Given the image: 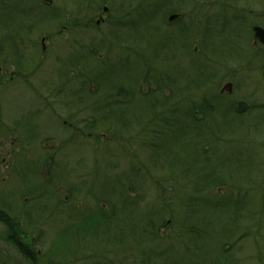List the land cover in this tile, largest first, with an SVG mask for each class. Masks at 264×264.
I'll return each instance as SVG.
<instances>
[{
    "label": "rangeland",
    "instance_id": "374dc122",
    "mask_svg": "<svg viewBox=\"0 0 264 264\" xmlns=\"http://www.w3.org/2000/svg\"><path fill=\"white\" fill-rule=\"evenodd\" d=\"M153 2L43 0L37 6L36 0H0V205L8 210L3 217L20 225L14 227L16 246L5 240L0 222V264H161L157 255L165 249L171 264H191L195 256L213 264H264V47L253 44L249 29L264 27V0H160L161 11L146 23L135 11L139 3ZM45 9L54 14L46 17ZM171 13L179 19L168 23ZM201 18L206 25L194 27ZM10 35L20 46L16 51L6 41ZM76 58L77 67L67 68ZM147 68L152 82L145 80ZM77 73L84 80L70 81ZM115 78L127 81L110 90L115 99L144 97L137 113L151 116L165 100L158 113L167 118L162 121L169 131L163 129L154 147L144 144V152L138 128L124 134L126 147L104 148L115 127L96 135L105 141L96 148L102 153L91 151L95 142L85 148L70 144L54 159L60 148L54 139L65 141L73 132L66 135L62 123L76 119L68 117L65 102L78 101L81 93L94 95L98 108L104 107L107 101L90 85L100 80L99 91L106 93ZM154 80L168 86L146 97ZM228 82L231 91L220 96ZM206 92L228 103L243 98L251 107L243 116L211 112L204 123L205 116L187 109L192 94ZM200 98L194 99L197 105ZM127 119L134 127V117ZM189 120L202 122L191 126ZM26 132L42 135L29 145ZM51 132L55 136L44 134ZM38 155L47 158L41 163ZM110 160H117L114 169L108 168ZM119 172L134 178L126 184ZM55 173L60 182L49 177ZM108 176L117 179L114 192ZM205 185L225 196L211 199ZM189 226L199 235L188 234Z\"/></svg>",
    "mask_w": 264,
    "mask_h": 264
},
{
    "label": "flooded vegetation",
    "instance_id": "af4514ba",
    "mask_svg": "<svg viewBox=\"0 0 264 264\" xmlns=\"http://www.w3.org/2000/svg\"><path fill=\"white\" fill-rule=\"evenodd\" d=\"M102 20H100L101 22ZM99 22V23H100ZM98 22H96V24H99ZM256 24H251V26L249 27V29L251 30V33H252V37H253V27L255 26ZM248 24L246 25V28L248 29ZM264 28V27H262ZM248 29V30H249ZM114 33V32H113ZM118 36V35H116ZM94 40V39H93ZM119 40L121 42H124V43H127V39H123V38H119ZM98 43V40H94L93 42H96ZM92 42V45H94V43ZM253 44H256L260 47H264V44H261L258 40H256L254 37H253ZM100 46V45H98ZM98 46H95V47H98ZM118 47L120 46H115L116 49H119ZM127 46L121 48L122 49H125V51H127L128 49ZM245 48V47H244ZM42 49H44V45H42ZM16 63V62H15ZM23 67V65H22ZM34 69V68H33ZM30 70V69H29ZM28 70V71H29ZM25 74H28V72H24L22 73L23 75V78H25ZM81 76V73H77L76 76L72 77V80L77 77V80L80 79ZM22 78V77H21ZM202 78V77H201ZM20 78H18L17 80H19ZM212 79V78H210ZM80 80H78L79 82ZM206 80H204L203 82H205ZM231 84V83H230ZM231 86L232 84L230 85V87H227V88H223L222 90H220L219 92V95L221 96L222 94H224L223 92L224 91H228L230 92L231 91ZM208 88V87H207ZM205 89V88H204ZM40 96H42L43 94L42 93H39ZM57 94H60V93H57ZM49 95V94H48ZM97 97L98 94H96ZM196 96H201L200 98V102H199V105H197L195 103V98ZM87 98L85 94H81L80 93V96L78 98V101L72 99L67 102H65V106L67 107V110L65 111L67 114H68V117H73V118H76V119H69V120H66L62 123L64 129L65 130V133L66 134H69L68 133V130L70 128L73 129V132L70 133L67 137V139L65 141H62L61 139L60 140H55L57 142L60 143V147L64 146V145H73L74 147H77V146H82L84 145L85 143H88L89 141H86L85 142V127L84 125H86L90 120L88 119H82V118H77L81 115H87V116H97L102 113V114H108V115H104V116H109L110 117V122L113 124V128H115V122H116V118L118 116H130L132 114V102H133V99L131 98V96H121L120 99H115V96H113L112 100H111V104L112 106H110L109 109H101V108H95L96 106H98V99L95 98L94 95H89V98ZM224 102L222 97L219 98L217 97L214 93H202V94H199V95H196V94H192V96L190 97V101H191V108L193 109L192 110V113L196 116L197 114L200 115V116H205L206 118L205 119H202L204 121V123L207 122L208 118H209V113L211 112H219L220 109H223V110H227L229 111L230 113H233L234 115H237V116H243L245 115L248 111H246L247 109L249 110V108L251 107L250 104L246 101V99H237V100H232L230 101L229 103L227 102V98L224 97ZM36 99V98H35ZM89 100V104L87 105V101ZM101 100V99H99ZM219 100V102L216 103V101ZM201 101L205 104H200ZM210 101H214V103H210ZM239 101H246L247 105L243 108L242 111H239L238 110V102ZM141 102H144V98L141 100ZM223 102V103H222ZM193 103V104H192ZM100 104V103H99ZM90 106H92V108H89ZM54 119L56 118L55 115H54V112H52V110H50ZM142 114H144V110H141ZM255 116V115H254ZM2 117V116H0ZM202 120L200 121H197V120H194L196 122V124L194 123L192 126H196L198 122H202ZM99 121L100 119L99 118H96L95 119V122L93 124V129L94 131H97L100 129V127L98 125L99 124ZM72 122H74V125L72 124ZM111 124V125H112ZM110 125V126H111ZM125 125H127L125 123ZM259 125V124H258ZM264 125V124H263ZM14 126L15 128H18V126H16V122L14 123ZM68 126V127H67ZM258 127V126H257ZM255 127V128H257ZM89 128V127H88ZM254 128V129H255ZM74 133H76V137L74 136ZM87 136L90 137L91 136V133H87ZM100 137H97L96 139L93 137V141H92V144L94 145V142L97 144H99V139ZM49 177H52V175L49 174ZM111 179H113V177H110ZM109 178V180H110ZM113 180H116L115 178ZM211 191L208 192L206 189L204 190L205 191V194L207 195H210V198H214V197H220L223 195V193H218V192H215L217 194L213 195L214 192H212V189H210ZM225 196V194L222 196V198Z\"/></svg>",
    "mask_w": 264,
    "mask_h": 264
},
{
    "label": "trees",
    "instance_id": "16d2710c",
    "mask_svg": "<svg viewBox=\"0 0 264 264\" xmlns=\"http://www.w3.org/2000/svg\"><path fill=\"white\" fill-rule=\"evenodd\" d=\"M24 1H26V0H14V2H18L19 4H23V2ZM104 1L105 0H92V2H94L95 4H97V5H102V3H104ZM154 1H156V2H153L152 4H145V3H139V8L135 11V13L137 14V16L138 17H140V18H143L144 17V22H148V21H150V20H152V19H154V17H155V15L158 13V12H160L161 11V8L160 7H162V3L160 2V0H154ZM165 0H163V2H164ZM37 6H39V5H42L43 4V0H36V3H35ZM138 5V4H137ZM45 10H47V9H45ZM174 9H172L171 11H173ZM47 13H49L46 17H50L51 16V13L52 14H54L52 11H48L47 10ZM57 15V14H56ZM200 17V16H199ZM201 17H204V18H206L204 15L203 16H201ZM198 23H201V26H205L206 24H205V19L203 20L202 18L200 19V21H199V19H197V20H195V23H194V27H196L197 28V24ZM26 24V23H25ZM23 25L24 26V28H28V24H26V25ZM11 28V27H10ZM23 28V27H22ZM189 30V28L188 29H185V30H181L180 31V33H186V31H188ZM11 37H9V38H7V42H8V44H9V46H11V48L14 50L15 49V51H16V46L18 45H16V43L14 42V38H12V37H14L13 35H10ZM197 36L199 37L200 36V33H197ZM17 37V36H16ZM18 37H21L20 35L18 36ZM236 38L237 37H235V41H236ZM234 40H232V43L233 42H235ZM6 43V42H5ZM18 47H20L19 45H18ZM201 49H203L201 46H199ZM1 48V47H0ZM202 51V50H201ZM229 54H231V56H234L233 55V53H232V51L231 52H228V55ZM148 69V72H145L147 75H146V78H145V80H151V82L153 81V76H152V74L150 73V71H149V68H147ZM144 73V74H145ZM150 83V82H149ZM154 84H155V86H154V88L153 89H151V90H149V94H147L146 95V97L147 96H149V95H151V94H154V93H158V92H161L162 93V90H161V88L163 89V87H165V86H168L167 84H163L160 80H154ZM107 89V91L109 90V88H106ZM145 97V98H146ZM172 97V96H171ZM172 99V98H171ZM166 101H167V99H166ZM164 102H165V100H164ZM163 101H162V99H161V101H160V103H158V109H157V112H154L151 116H144V123H145V125H144V127H146L147 128V130H144V144H148V145H154L156 142H157V139L163 134V132L162 131H160V127L162 128V127H164V128H167V122H165V123H163V121H162V119L163 118H165V117H163V113H158V111H161L162 110V107H163V105H165V103H164ZM155 107V106H154ZM145 117L147 118V119H145ZM165 119H167V118H165ZM154 125V126H152L151 124H150V122ZM138 122H139V119H138ZM140 124V123H139ZM142 125V124H141ZM123 128H125L124 129V133L126 132V130H127V125H125L124 124V126H123ZM163 130V129H162ZM139 133H140V131H139ZM31 137V136H30ZM148 137H150V140H149V138ZM54 172H57L56 170L54 171ZM53 179H54V182H56V181H59L60 182V178L59 177H53ZM54 184V183H53ZM218 186H221V185H223L222 183H218L217 184ZM55 186V185H54ZM72 188H74V187H72ZM38 192H36L35 190H31V191H29V193L28 194H31V196H32V194L33 195H35V196H37L38 194H37ZM36 198H38V197H36ZM235 207H236V205H235ZM8 212V210H6V208L1 204L0 205V222H3V224L6 226V233H5V240L6 241H9L10 243H13V245H15L16 244V246L18 245V243L16 242V240H15V238H14V227L15 228H17L18 226H20L19 225V223L18 222H15V221H10V220H7L6 219V217L4 216L3 217V215H2V213H7ZM191 213H192V215L195 213L194 211H191ZM186 221H184V223H185ZM183 223V224H184ZM184 227V226H183ZM193 227H196V226H189V228L188 229H186L188 232V234H191L192 236H198L199 234L197 233L198 232V230L196 231V232H194L193 231ZM198 227V226H197ZM199 229H201V228H199ZM202 230V229H201ZM174 234V232L171 234V235H173ZM202 235V234H201ZM170 239L171 238H166L165 240H167V241H170ZM19 245H20V243H19ZM19 248V247H18ZM158 249V248H157ZM19 250H21V248H19ZM22 252H25V251H27V250H24V248L21 250ZM168 250L167 249H165L164 250V253L162 254V255H160V254H158L157 255V257H159V258H161L160 259V262H161V264H171V263H169L168 262V258H167V254L168 253H170V252H167ZM221 252L223 253H226V254H228L227 252V250L226 249H224V247H221ZM27 257H29V256H27ZM233 263H234V257H233ZM191 264H213V261L212 260H210L209 262H203V261H201L200 259H198V258H196V256L194 257V260L192 261V263ZM235 264V263H234Z\"/></svg>",
    "mask_w": 264,
    "mask_h": 264
},
{
    "label": "bare ground",
    "instance_id": "6f19581e",
    "mask_svg": "<svg viewBox=\"0 0 264 264\" xmlns=\"http://www.w3.org/2000/svg\"><path fill=\"white\" fill-rule=\"evenodd\" d=\"M114 34V33H113ZM95 46H98L97 44L96 45H94V47ZM90 47H87L86 49H89ZM81 52H82V54H84V51H86L85 49H81L80 50ZM86 53V52H85ZM81 57H82V55H80ZM77 59V58H76ZM80 62V60H78L77 59V61H72L70 64H69V66L67 67V68H69V67H73V68H75V67H77L76 65L78 64ZM86 63V62H85ZM95 81V80H94ZM95 83H96V85L98 86V87H100V80H96L95 81ZM121 84H123V81H121V80H119V78H115V79H113V81H110L109 82V85L106 87V88H109V90L110 89H112V88H114L115 86L116 87H119ZM106 96H108V94L106 95ZM54 132H51V133H44V134H49V135H54L55 136V134H53ZM25 134H27V135H29V136H31V140H30V143H28L29 145L30 144H35L39 139H40V135H38V136H34V135H30L28 132H26ZM53 137V136H52ZM141 139H142V143H141V146H139L140 147V150L142 151V149H144L143 148V146H144V137H143V135H141ZM140 152V151H139ZM115 166H116V163H110L109 164V169H114L115 168ZM10 213H11V211H10Z\"/></svg>",
    "mask_w": 264,
    "mask_h": 264
},
{
    "label": "water",
    "instance_id": "95a60500",
    "mask_svg": "<svg viewBox=\"0 0 264 264\" xmlns=\"http://www.w3.org/2000/svg\"><path fill=\"white\" fill-rule=\"evenodd\" d=\"M104 10H106V8H104ZM178 16V14H170L168 16V21H173L174 19H176ZM254 30V37L257 38L262 44H264V28H261L259 26H255L253 28ZM231 84H226L225 88L230 87ZM247 104L243 101L238 102V109L239 110H243V108L246 106Z\"/></svg>",
    "mask_w": 264,
    "mask_h": 264
}]
</instances>
